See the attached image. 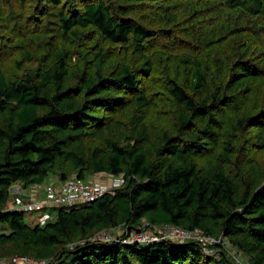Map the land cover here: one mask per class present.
Instances as JSON below:
<instances>
[{"label": "trees", "instance_id": "1", "mask_svg": "<svg viewBox=\"0 0 264 264\" xmlns=\"http://www.w3.org/2000/svg\"><path fill=\"white\" fill-rule=\"evenodd\" d=\"M254 136L264 0H0V257L239 264L195 241L89 240L144 219L223 236L264 264V181L246 180ZM97 173L123 186L35 226L9 207L15 182Z\"/></svg>", "mask_w": 264, "mask_h": 264}, {"label": "built area", "instance_id": "2", "mask_svg": "<svg viewBox=\"0 0 264 264\" xmlns=\"http://www.w3.org/2000/svg\"><path fill=\"white\" fill-rule=\"evenodd\" d=\"M123 180L119 176L112 178L109 184L71 178L58 183L49 181L43 188L31 187L30 195L28 193L22 194L21 191L24 188L19 184L20 182H15L9 187V197L12 199L10 208L27 212L51 205L70 208L76 207L81 204H88L103 194L119 188ZM39 194L41 197H38ZM49 217L48 214H44L39 223L43 224ZM149 225L150 227L147 230L143 229V227H137L136 229H128L117 233L114 232L115 228H110V231L98 232L89 240L105 242L120 237L124 243L131 244L173 239L180 243L195 241L200 244H211L215 246V250L219 251H225V245H229L223 236L213 237L198 228L187 230L175 225ZM82 242L80 240L76 243L81 244ZM76 243H70L68 246L72 248ZM16 259L19 262L18 264H48L46 260L31 261L24 256L13 257L10 261L0 259V264H13Z\"/></svg>", "mask_w": 264, "mask_h": 264}, {"label": "rangeland", "instance_id": "3", "mask_svg": "<svg viewBox=\"0 0 264 264\" xmlns=\"http://www.w3.org/2000/svg\"><path fill=\"white\" fill-rule=\"evenodd\" d=\"M33 69V66H32ZM252 143H248L251 144V151L249 152L248 155V163L251 164V169L252 172L249 173V175L247 174L246 180L249 181L251 183V181H254V184H256L257 180H262L261 182H258V185H261L262 182L264 181V139H259V137H253L250 140ZM256 144V145H255ZM225 155L223 154V157ZM251 156H253L251 158ZM222 157L221 156H214L212 157V159H205L204 161V165L207 168H211L215 167L217 164H219V161ZM114 177H119V176H111V175H105V174H101V173H97V174H89L88 176H86V179L88 182H98V183H102V184H109L111 179ZM49 181H52L54 183H58L59 178L57 175L55 174H51L49 175L41 184H39V188H43L45 186V184ZM20 185H22V187L24 189H22V194H26L28 193L30 195V191H31V186L26 187V185H24L23 183H19ZM123 186V182L122 184L119 186V188ZM38 197H41V195L39 194ZM10 200L12 201L11 197ZM10 201V205L9 207L12 205V202ZM59 207L58 206H44L41 207L39 209L33 210V211H27V212H23V220L25 223H27L29 226H35L37 225L40 220L41 217L44 214H48L50 217L48 219H46L47 221H53L56 218V214L58 211ZM141 222L143 223L142 226L143 229L147 230L150 225L148 223L145 222L144 219L141 220ZM108 231L109 228L107 229ZM124 230H128V227H126L124 224H120V226L118 228H115L114 232H120V231H124ZM226 249V253L237 263L239 264H247V260L244 257V255L241 252L236 251L234 248L230 247L228 244L225 245ZM17 256H21L18 254H14V255H10V256H1L0 259H2L3 261H10L13 257H17ZM26 257L28 260L33 261L34 259L31 257ZM19 262L17 261V259L13 262V264H18Z\"/></svg>", "mask_w": 264, "mask_h": 264}]
</instances>
